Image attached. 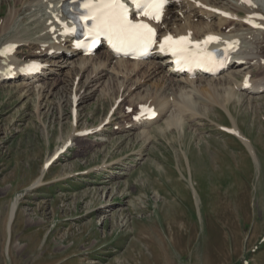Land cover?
Segmentation results:
<instances>
[{
    "label": "rangeland",
    "instance_id": "rangeland-1",
    "mask_svg": "<svg viewBox=\"0 0 264 264\" xmlns=\"http://www.w3.org/2000/svg\"><path fill=\"white\" fill-rule=\"evenodd\" d=\"M16 1L0 0V23ZM116 82L77 122L66 89L0 85V264H264V93L239 103L204 83L190 110L176 92L172 115L124 135L113 128L126 107L147 98ZM98 127L104 139L89 147ZM84 129L94 132L76 138Z\"/></svg>",
    "mask_w": 264,
    "mask_h": 264
},
{
    "label": "bare ground",
    "instance_id": "bare-ground-1",
    "mask_svg": "<svg viewBox=\"0 0 264 264\" xmlns=\"http://www.w3.org/2000/svg\"><path fill=\"white\" fill-rule=\"evenodd\" d=\"M63 1L64 0L16 1V6L17 4H23V8L14 11L15 14L12 15L11 19L5 24L0 23V44H2V40L7 41L11 39L6 43L17 44L18 50L20 47H23V56L17 57V59L8 63L6 66H4L3 61L0 60V84L15 86L20 90L33 86L35 88L32 89L44 91L49 90L50 92H52L51 89L55 87L62 88L61 90L66 89L65 91H67L68 94L74 93L71 113L75 116V122L78 120V107L86 104L89 100L98 95L99 92L101 93L109 83H115V81H120V85L122 82L130 83V88L126 87L128 88V91L126 92L130 93L132 91L136 92L137 90H140V95H143V98H147L146 103L139 104V106L137 103V107H153L155 111L159 113L158 119L154 123L145 127L128 130L129 128L138 125L139 122H135L134 120L118 125V127L115 128V131L124 135L133 132H138L142 136L147 135L151 127L156 125L160 120H164L168 115H172V110L175 107V102L177 103V100L183 99L184 101L181 105L184 109L190 110V105H192L191 101H193L190 98V94L202 90L204 83L205 86L209 87L211 90H225L229 97L233 96L234 99H237L234 101L242 99L241 96L252 98L253 96L264 93V80H257L264 75L261 74L262 76H258L257 79H254L250 71L251 68L264 65V30H253L247 26L252 22H257L264 28V21H258L251 18V16L258 13L264 15V0H249L246 1V3H243L244 0H227L228 3H232V8H227V6L224 5L219 6L222 0H180L179 3H172L165 15L164 25L158 27L160 33L169 32L175 35L187 34L195 39L203 38L210 33H218L231 40L238 39L242 43L238 56H236L231 68L227 72L217 78L199 77L193 80L175 74L173 65L167 58L152 60L149 62H129L116 60L106 52H104V55L98 56L97 54L99 53H97L90 58L81 57L79 54H71L69 56L68 53L74 52L70 42L54 41L48 34V30L52 26L50 22L54 19L57 6ZM217 10L230 12L234 14L237 19L235 21L224 19L222 16L215 13ZM50 50H54L56 55L49 56L48 53ZM17 53H19V51ZM31 61H36L43 66H48L43 75L35 78L19 77L11 83L5 81V77L12 73L7 72L10 65H15L14 71H17L18 74H20L21 70ZM261 73L264 74L263 71ZM55 75L57 76L56 78L54 77ZM239 77H243V80L238 81ZM249 78L251 86L248 90H245V80ZM83 79H85L84 82H82ZM151 82H154V86L150 85ZM123 85L125 87V84H122V87ZM122 87L121 89H124ZM79 88L82 90L80 95L75 93ZM119 89L120 86L118 90ZM142 92L145 94H142ZM176 92H179L181 96H176L177 100L174 102L173 97L170 98V96L179 94ZM179 109L180 108L178 107V111ZM171 111L172 113H170ZM104 122L105 121L101 124L105 125ZM106 123L108 122L106 121ZM105 128L100 127L98 130L96 129V135L93 136L94 140L88 142L89 147L97 146L101 143L107 130H105ZM139 134H137V137ZM145 138L148 139V137ZM138 139L141 140L140 137ZM51 159L53 160V158ZM117 165H119L118 162L110 164L108 168H106L107 173H114L112 169ZM121 166H123L122 168H126V162L125 164L122 163ZM50 167L51 164L49 161L44 166L42 177ZM40 183L41 179L34 183L31 188L35 190L39 189L41 187ZM18 202L19 198L16 200L12 209V219L16 214ZM10 221L13 220L10 218ZM11 224L12 222L8 225L9 235L11 233Z\"/></svg>",
    "mask_w": 264,
    "mask_h": 264
},
{
    "label": "snow or ice",
    "instance_id": "snow-or-ice-1",
    "mask_svg": "<svg viewBox=\"0 0 264 264\" xmlns=\"http://www.w3.org/2000/svg\"><path fill=\"white\" fill-rule=\"evenodd\" d=\"M167 0H84V14L79 18L90 34L107 36L116 51L133 49L147 51L156 41V31L143 20L132 18L135 14L148 20L160 22ZM131 6L133 7H130ZM91 23V27H89ZM215 39L209 37V40ZM185 38L174 40L166 36L161 43V51L171 50L173 55L185 54ZM34 67V66H33Z\"/></svg>",
    "mask_w": 264,
    "mask_h": 264
}]
</instances>
